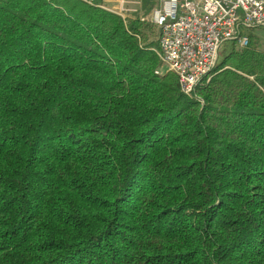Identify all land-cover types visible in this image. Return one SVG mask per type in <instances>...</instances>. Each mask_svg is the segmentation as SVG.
Segmentation results:
<instances>
[{
	"label": "trees",
	"instance_id": "1",
	"mask_svg": "<svg viewBox=\"0 0 264 264\" xmlns=\"http://www.w3.org/2000/svg\"><path fill=\"white\" fill-rule=\"evenodd\" d=\"M146 32L0 0V264H264V51L225 43L187 95Z\"/></svg>",
	"mask_w": 264,
	"mask_h": 264
},
{
	"label": "built area",
	"instance_id": "2",
	"mask_svg": "<svg viewBox=\"0 0 264 264\" xmlns=\"http://www.w3.org/2000/svg\"><path fill=\"white\" fill-rule=\"evenodd\" d=\"M150 20L159 30L160 72L173 73L188 95L209 79L225 43L243 48L253 30H264V0H158Z\"/></svg>",
	"mask_w": 264,
	"mask_h": 264
},
{
	"label": "rangeland",
	"instance_id": "3",
	"mask_svg": "<svg viewBox=\"0 0 264 264\" xmlns=\"http://www.w3.org/2000/svg\"><path fill=\"white\" fill-rule=\"evenodd\" d=\"M152 2L153 3L150 6V9L147 10V12H145L144 9L141 8L142 7L141 2H140L141 4H139L137 6L135 5L137 7V11L134 13H131L130 16L142 18V20H144L145 22L150 24L152 26V33L146 32V34L149 37V40L158 41L159 30L157 27L153 26V23L150 20L151 10L157 6L158 0H152ZM134 4L135 3H133L131 5H134ZM252 34L255 36V38L257 40L258 48L261 49L262 51H264V30L255 29V30H253ZM163 72H165V71H163Z\"/></svg>",
	"mask_w": 264,
	"mask_h": 264
},
{
	"label": "crops",
	"instance_id": "4",
	"mask_svg": "<svg viewBox=\"0 0 264 264\" xmlns=\"http://www.w3.org/2000/svg\"><path fill=\"white\" fill-rule=\"evenodd\" d=\"M140 2L141 0H101V5L113 11L124 10V13L122 15L125 17V16H130L131 13L136 12L137 11L136 6L141 4ZM133 3L135 4L131 5Z\"/></svg>",
	"mask_w": 264,
	"mask_h": 264
}]
</instances>
